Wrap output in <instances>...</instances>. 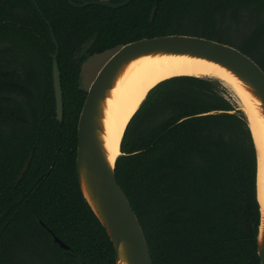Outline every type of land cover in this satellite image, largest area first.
I'll use <instances>...</instances> for the list:
<instances>
[{"label":"trees","instance_id":"16d2710c","mask_svg":"<svg viewBox=\"0 0 264 264\" xmlns=\"http://www.w3.org/2000/svg\"><path fill=\"white\" fill-rule=\"evenodd\" d=\"M34 1L41 13L32 0H0V264H115L76 177L86 93L79 64L132 40L176 33L234 46L264 71V0ZM231 103L217 78L173 76L147 92L125 127L115 178L153 264H259L255 152L244 114Z\"/></svg>","mask_w":264,"mask_h":264},{"label":"water","instance_id":"95a60500","mask_svg":"<svg viewBox=\"0 0 264 264\" xmlns=\"http://www.w3.org/2000/svg\"><path fill=\"white\" fill-rule=\"evenodd\" d=\"M32 1L36 9L41 13L37 3L34 0ZM68 1L74 6L97 3L110 7H118L126 4L129 0H123L117 3L99 0H85L81 3H75L72 0ZM51 36L55 46L54 51L51 53L55 116L60 120L62 117V94L56 60L58 43L52 32ZM156 53L185 54L204 58L223 66L238 79L244 90H247L253 98L258 100L259 111L264 116V71L250 56L234 46L202 36L173 33L142 37L123 43L113 49L112 53L99 67L86 89L76 125L77 145L75 171L84 200L89 205L111 241L115 264H153V262L139 221L125 193L115 178L114 165L117 156L121 154L120 143V152L114 158L113 162L109 161L107 152L103 146L101 136L103 132L105 99L115 84L119 73L130 60L140 55ZM221 83L222 85L224 84L223 82ZM224 86L229 88L225 84ZM230 91L231 95L226 97H229L231 100L232 95H236L231 89ZM236 99L239 105H235L232 100L231 104L243 112L254 147L256 190L257 145L249 118L240 106L237 96ZM29 158L30 155L25 160L17 178L21 176L26 168ZM257 202L259 222L255 236L256 253L259 264H264V210H261L258 199ZM242 223L248 229L245 223ZM52 237L61 247L67 248V245L55 235H52Z\"/></svg>","mask_w":264,"mask_h":264},{"label":"bare ground","instance_id":"6f19581e","mask_svg":"<svg viewBox=\"0 0 264 264\" xmlns=\"http://www.w3.org/2000/svg\"><path fill=\"white\" fill-rule=\"evenodd\" d=\"M189 75L217 78L237 96L249 118L258 151L256 194L264 210V116L259 102L238 79L223 66L204 58L185 54L156 53L130 60L119 73L105 99L103 114V146L110 162L119 154V143L127 121L150 88L165 78Z\"/></svg>","mask_w":264,"mask_h":264},{"label":"rangeland","instance_id":"374dc122","mask_svg":"<svg viewBox=\"0 0 264 264\" xmlns=\"http://www.w3.org/2000/svg\"><path fill=\"white\" fill-rule=\"evenodd\" d=\"M99 1H107V0H99ZM239 29H231V34L233 38H241L237 35ZM112 50H106L98 54H93L88 56L85 60H83L78 66V87L86 91L90 81L93 79L99 67L102 63L107 59V57L112 53ZM213 78V77H211ZM218 80V79H217ZM219 81V80H218ZM220 82V81H219ZM221 86L225 89V95L230 96L231 91L229 88L225 87L224 84L220 82ZM231 100L235 103V105H239L236 99V96L232 95Z\"/></svg>","mask_w":264,"mask_h":264}]
</instances>
